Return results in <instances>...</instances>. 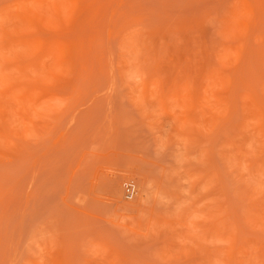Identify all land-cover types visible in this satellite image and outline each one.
I'll use <instances>...</instances> for the list:
<instances>
[{
  "label": "rangeland",
  "instance_id": "rangeland-1",
  "mask_svg": "<svg viewBox=\"0 0 264 264\" xmlns=\"http://www.w3.org/2000/svg\"><path fill=\"white\" fill-rule=\"evenodd\" d=\"M0 264H264V0H0Z\"/></svg>",
  "mask_w": 264,
  "mask_h": 264
},
{
  "label": "built area",
  "instance_id": "built-area-1",
  "mask_svg": "<svg viewBox=\"0 0 264 264\" xmlns=\"http://www.w3.org/2000/svg\"><path fill=\"white\" fill-rule=\"evenodd\" d=\"M124 190H125V196L128 199H131L134 197L135 192H136V186L133 182H127L124 185Z\"/></svg>",
  "mask_w": 264,
  "mask_h": 264
}]
</instances>
